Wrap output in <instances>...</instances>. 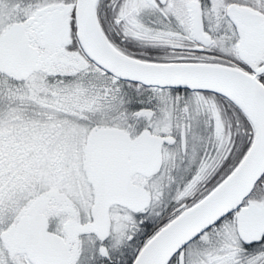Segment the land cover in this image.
Instances as JSON below:
<instances>
[{
  "label": "snow or ice",
  "instance_id": "obj_1",
  "mask_svg": "<svg viewBox=\"0 0 264 264\" xmlns=\"http://www.w3.org/2000/svg\"><path fill=\"white\" fill-rule=\"evenodd\" d=\"M0 264H264V0H0Z\"/></svg>",
  "mask_w": 264,
  "mask_h": 264
}]
</instances>
